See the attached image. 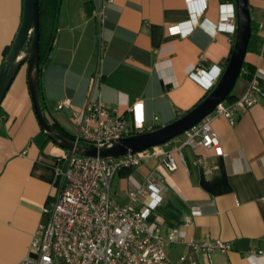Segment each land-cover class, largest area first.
I'll return each mask as SVG.
<instances>
[{
    "label": "crops",
    "instance_id": "crops-1",
    "mask_svg": "<svg viewBox=\"0 0 264 264\" xmlns=\"http://www.w3.org/2000/svg\"><path fill=\"white\" fill-rule=\"evenodd\" d=\"M102 2L44 0L41 6L40 21L53 37L39 74L40 104L48 124L71 141L77 133L72 111H57L59 101L69 100L78 113L100 100L138 129L131 136L154 131L207 97L235 40L234 0H114L99 35L94 14ZM248 6L257 50L246 53L225 105L242 96L256 75L264 90V0H248ZM22 13L23 0H0V67ZM231 14L234 23L226 18ZM26 75L23 65L0 103V264H21L31 255V239L47 220L43 211L56 202L64 158L71 155L40 130ZM233 119L211 117L222 156L182 147L183 159L175 156L173 172L149 156L111 181L112 201L138 211L150 208L146 223L163 236L181 232L187 240H220L230 248L208 259L178 242L165 247L171 264H264L247 259L250 252L264 251V99ZM181 137L158 147L169 152L181 145ZM148 180L161 188L160 197L131 200L130 193Z\"/></svg>",
    "mask_w": 264,
    "mask_h": 264
},
{
    "label": "built area",
    "instance_id": "built-area-1",
    "mask_svg": "<svg viewBox=\"0 0 264 264\" xmlns=\"http://www.w3.org/2000/svg\"><path fill=\"white\" fill-rule=\"evenodd\" d=\"M113 2L103 0L95 11L99 35L105 25L106 8ZM226 18L235 22L233 14ZM170 30L174 33L173 28ZM201 73L203 71L197 70V75ZM257 79V75L254 76L245 93L233 103L218 105L210 116L186 131L181 137V145L169 152L154 147L118 159H90L74 154L64 158V168L61 170L63 182L56 202L43 211L47 220L38 225V231L31 239V255L21 264H171L165 247L178 242L186 243L193 251L202 253L208 259L216 252L229 251V246L220 240H187L181 232L163 236L159 228L146 223L150 208L138 211L131 203H114L110 187L118 171L134 168L149 156L161 159L170 172L177 168L175 156L183 159L182 147L212 149L216 156H222L223 150L212 129L211 117L222 116L233 123L235 112L246 111L257 105L258 99H264V90ZM56 109L72 111L71 117L77 128L75 141L85 142L89 147H111L134 132H139L127 123L124 116L109 110L100 100L88 103L78 113L73 111L69 100L59 101ZM147 194L159 198L161 188L153 180H148L129 196L135 200L137 196ZM259 258L264 259V251L247 254L248 260Z\"/></svg>",
    "mask_w": 264,
    "mask_h": 264
},
{
    "label": "water",
    "instance_id": "water-1",
    "mask_svg": "<svg viewBox=\"0 0 264 264\" xmlns=\"http://www.w3.org/2000/svg\"><path fill=\"white\" fill-rule=\"evenodd\" d=\"M38 6L39 0H23V13L18 32L0 67V103L21 66L26 65L27 86L40 130L58 147L78 157L90 159H118L163 146L206 119L232 93L240 77L251 36L252 25L248 0H234L236 31L231 55L220 79L207 97L187 114L164 127L121 139L111 147L97 149L81 145L76 141L66 140L63 133L52 129L44 117L39 89V74L42 70L39 67L40 7ZM28 42L29 46L24 50Z\"/></svg>",
    "mask_w": 264,
    "mask_h": 264
},
{
    "label": "trees",
    "instance_id": "trees-1",
    "mask_svg": "<svg viewBox=\"0 0 264 264\" xmlns=\"http://www.w3.org/2000/svg\"><path fill=\"white\" fill-rule=\"evenodd\" d=\"M53 1H56V0H53ZM223 1L227 2L229 0H223ZM230 1H233V0H230ZM43 4H44V0H39V6L38 7H40V18H41L42 14H43V12H42L43 9L41 7ZM51 32L52 31H49V33L48 32L46 33V30L44 29V26L42 25V23L40 21V41H39V47L38 48H39V67H40L41 70L44 68V66L48 62L49 51H50L51 46H52V37H53ZM28 46H29V42L26 43V45L24 47V50H26L28 48ZM9 48H8V50H9ZM256 50L257 49H254L252 47V39L250 37V40H249V43H248V47H247V52L248 53L249 52H254L255 53ZM7 54H8V51H7ZM6 55H5V57H6ZM244 66L245 65L243 64L242 65V70L244 69ZM247 76L250 77L251 74L249 73ZM41 107H42V104H41ZM42 109H43V107H42ZM51 127H52V129H54L53 126H51ZM60 131H62V130L60 129ZM62 132H63V135L65 136L66 140L67 139L68 140H74V138L71 137L67 132L66 133L64 131H62ZM134 134H136V132H134ZM79 143L81 145L88 146V144L85 143V142H81L80 141Z\"/></svg>",
    "mask_w": 264,
    "mask_h": 264
}]
</instances>
